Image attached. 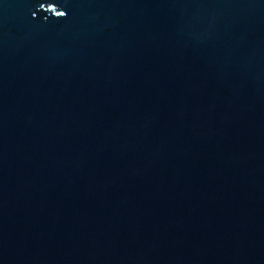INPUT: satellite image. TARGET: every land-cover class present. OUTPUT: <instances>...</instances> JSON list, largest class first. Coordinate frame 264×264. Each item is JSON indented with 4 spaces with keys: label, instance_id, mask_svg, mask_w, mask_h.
<instances>
[{
    "label": "water",
    "instance_id": "95a60500",
    "mask_svg": "<svg viewBox=\"0 0 264 264\" xmlns=\"http://www.w3.org/2000/svg\"><path fill=\"white\" fill-rule=\"evenodd\" d=\"M0 264H264V0H0Z\"/></svg>",
    "mask_w": 264,
    "mask_h": 264
}]
</instances>
